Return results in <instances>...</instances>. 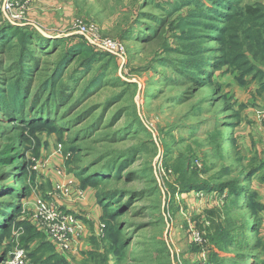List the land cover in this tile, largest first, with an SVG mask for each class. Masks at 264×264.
I'll return each instance as SVG.
<instances>
[{"label":"rangeland","instance_id":"rangeland-1","mask_svg":"<svg viewBox=\"0 0 264 264\" xmlns=\"http://www.w3.org/2000/svg\"><path fill=\"white\" fill-rule=\"evenodd\" d=\"M31 1L14 0L15 7L7 9L5 0H0V27H24L46 35L66 29L63 32L67 34L61 37L69 36L72 44L81 41L76 27L81 19L86 22L82 24L94 27L99 37L123 41L127 55L121 58L91 44L95 54L80 51L64 69L61 86L66 93L62 99L67 104L52 100L46 105L44 81H34V92L28 98L31 102L40 98L36 110L21 113L32 117L16 122L0 110V202H4L0 209L7 212L8 205L19 206L10 213V228L0 239V264H9L20 248L27 256L24 264L40 263L31 257L40 240L26 241L24 228L18 226L27 221L40 230L35 224L39 200L65 211L63 205L77 204L75 201L84 198L85 210H80L85 214L84 240L91 247L93 235L112 254L94 257L89 247L77 248L78 240L74 251L62 253L75 264H202L201 250L206 243L194 241L193 231H203L205 223L194 214L199 212L195 199L190 202V195L179 192V178L186 165L200 180L210 179L225 168L223 178L238 177L234 169L246 155L236 134L241 126L235 122L249 125L243 109L255 101L254 86L264 81L258 72L264 70L263 61L252 59L255 68L247 72L251 65H234L228 61L231 56L223 54L227 34L235 33L229 28L232 12L222 8L220 15L213 11L214 0H187L185 4L183 0H60L64 8L71 7V24L67 26L57 12V21L43 28L37 21H29ZM258 2L264 5V0H240L237 9ZM194 9L203 15L202 24L181 31L179 20ZM151 14L168 20L160 36L153 39L147 29L155 28V21L148 18ZM128 21L135 23L130 32L125 31ZM163 40L172 51H163ZM245 62L241 58L239 65ZM94 81H98L95 87ZM260 107L253 114L264 108ZM102 166H110L107 171L119 173V177L108 172L96 188L83 186L82 178L92 171L98 175ZM113 166L119 167L114 170ZM57 169L77 179L83 198L65 196L57 189ZM191 176L197 180L193 173ZM87 189L92 198L85 196ZM114 189L127 191L120 195L123 207L113 215L106 214L104 220L99 217V223L104 224V236H100V226L95 228L90 218L93 207L100 208L94 194ZM132 191L137 192L130 194ZM197 192H202L197 194L201 199L206 193ZM209 194L217 195L222 203L227 199L217 191ZM99 211L101 215V208ZM232 215L235 221L245 218L234 211ZM249 232L255 235L249 242L240 240V230V239L236 233L224 245L226 264H230L227 258L234 260L238 253L257 251L259 255L260 250L253 248L257 236ZM105 235L112 237L105 240ZM161 249L171 255L167 257Z\"/></svg>","mask_w":264,"mask_h":264},{"label":"trees","instance_id":"trees-1","mask_svg":"<svg viewBox=\"0 0 264 264\" xmlns=\"http://www.w3.org/2000/svg\"><path fill=\"white\" fill-rule=\"evenodd\" d=\"M185 4L187 0H183ZM196 0H194L195 3ZM240 0H214L213 11L218 12L220 15L223 13V9L233 16V20L229 28L235 30V33L227 34L226 45L223 49V54L231 56L228 61L237 66L251 65L248 67L249 72L254 69L252 59H258L264 62V5L260 2L247 4L243 10L237 9L238 2ZM200 11L197 9L192 10L188 17H183L179 20L178 27L181 31L186 29L196 28V25L200 27L202 22L200 21ZM146 17V16H143ZM149 19L155 21V28H147L151 30V39L159 37L163 28L166 27L168 20L162 21L155 15L151 14ZM134 20V19H133ZM134 21H128L125 26V31L130 32L134 26ZM197 26V27H198ZM0 27V67L3 69L0 71V110L5 114H9L12 120L19 122L21 119L27 120L32 117L33 114L27 112L21 114L26 109L36 110V104L40 100L31 102L28 98V94L34 92V81H44L43 88L46 89V105L50 104L52 100L54 103L59 102L63 105L67 104L63 101V96L66 93L65 89L61 86L62 75L65 67H69L74 58H77V53L80 51H87L92 55L95 54L92 51V45L89 41L80 36L81 41H75L70 44L68 37H51L38 30H32L24 27ZM16 29V31L11 30ZM130 36V33H128ZM243 36V40L240 38ZM75 37V36H74ZM69 38V39H68ZM76 38V37H75ZM125 38V37H124ZM68 40V41H67ZM150 40V39H149ZM164 52H170L173 49L171 46L163 40L161 42ZM236 49H232L234 47ZM62 48V49H61ZM36 50V51H34ZM38 50V51H37ZM60 51L59 54L57 52ZM37 52V54H35ZM110 55L109 53H107ZM251 54V58H250ZM91 55V56H92ZM113 55V54H112ZM243 58L245 63L239 65V60ZM85 64V63H84ZM89 66V65H85ZM219 67V66H218ZM217 67V68H218ZM180 70V69H179ZM259 74L264 75V70L259 69ZM98 81H94L92 84L97 86ZM27 92V96H25ZM256 95L264 96V81H261L257 85ZM35 99V95L33 97ZM60 100V101H58ZM62 105V106H63ZM231 137V136H230ZM232 141L234 140L231 137ZM224 148L225 143L221 144ZM188 162V160H187ZM119 166H113L114 170ZM110 166L100 167L99 170H103L98 175L95 171L82 178V185H90L97 187L101 179H103L106 173L109 175L112 171H107ZM244 165L239 164L234 170H239L238 177L225 179L223 178L224 170L220 174L216 173L210 179L200 180L199 177H195L194 169L190 170L188 165L185 166L181 178H179L180 185L178 186L180 193H187L190 191H205L210 193L211 191L227 192L225 203L215 206L213 208L204 211V217L209 222L208 225L203 226V230L206 232L205 238L208 240L209 253L208 261L211 264H226V257H224V245L228 242L231 236L239 233L241 230L242 242H249L253 235L249 231L257 236V241L253 244V248L260 250L259 255L249 253H238L234 260H230V264H264L260 255L264 248V240L260 235V218L259 215L263 210V204L257 200L256 192L249 190V181L251 174L256 170L252 169L250 172L244 171ZM113 170V171H114ZM81 172V171H80ZM86 170L80 173L84 174ZM196 179H193L191 174ZM115 177H119V173H112ZM79 176V174H78ZM195 180V181H193ZM12 195H15L13 190ZM176 190L173 188L172 192ZM127 191L123 189H114L112 191H105L101 194L95 193L96 201L102 210L101 218L104 220L107 215H113L116 213L117 208H122L120 205L121 193ZM137 191H132L130 194H136ZM134 196V195H131ZM3 204L4 202H0ZM19 206L15 203L6 207V211L0 209V239L9 230L10 213L16 212ZM235 208V210H233ZM237 212L241 215H245L244 219L234 220L232 212ZM233 216V217H232ZM18 226L24 228V237L26 241L34 242L39 239L40 243L35 246L31 253V257L38 259L39 264H75L66 255L59 253L54 245L46 239L44 232L38 230L36 227L29 224L27 221H21ZM252 229V230H250ZM93 236V235H92ZM90 237L91 247L89 254L94 257H102L103 254H109L111 257L112 252L107 251L103 247L102 240H98L97 237ZM5 237V236H4ZM112 235H105V240H108ZM103 239V241H104ZM114 241H117L116 235H114ZM248 245V244H247ZM165 248L167 245L164 242ZM199 249V248H198ZM160 252L167 257L171 255L165 249H161ZM41 255L42 257H39ZM108 258L110 260L111 258ZM107 261V259L105 260ZM83 264H90L84 263ZM109 264H111L109 262ZM170 264V262H169Z\"/></svg>","mask_w":264,"mask_h":264},{"label":"crops","instance_id":"crops-1","mask_svg":"<svg viewBox=\"0 0 264 264\" xmlns=\"http://www.w3.org/2000/svg\"><path fill=\"white\" fill-rule=\"evenodd\" d=\"M31 2L33 3V5L30 7L31 9L29 11L30 23H32V21H37L40 26L45 28V25L47 23H49V22L52 23L53 21H57V18L55 19V16L58 12V13H60V19L62 17V21L67 26L69 24H71V21L74 17L72 15L71 10H70L71 7L67 6L66 8H64V6H61L59 4L60 0H59V2H58V0H43V1L42 0H36L35 3L33 0ZM61 7L64 8L63 11L60 10ZM58 20H59V18H58ZM63 31H66V29ZM63 31L59 32V31L53 30V32H55V33H52L53 35L48 34V36H51V37L64 36L67 34V32L64 33ZM253 90L256 92L257 85L254 86ZM253 99H255V101H253V100L249 101L248 102L249 106L247 108L243 109V111L246 110L245 114L241 113L242 115L245 116V120L250 121L249 125L247 127H243V124H244L243 121H238V122L236 121L235 123H236L237 127L241 126L239 128V131L236 134L238 135L239 142L241 144L242 149H244V152L246 155V160L242 163V165H244V167H245L244 171L250 172L252 169L256 170L253 174H251L250 181H249V190L256 192L257 193L256 194L257 200L263 204V210L261 211L259 218H260V233H261V237L264 240V121H261L259 119V117H260L259 113H257V115H256V113L253 114L254 112L257 111V110H255L257 107L261 106L260 108H262L264 106V96L255 94ZM254 130H256V132ZM238 172H239V170H238ZM68 176L71 177L70 174H68ZM56 179H57V181L58 180L60 181L62 178L60 176H56ZM50 180L53 183L55 182V180H52V179H50ZM75 181H77V179H75ZM90 193H91V190H88V189L85 190V196L86 197H91V195H89ZM218 193H220V192H218ZM183 194L190 195V202L193 201V199H195V204L199 205V208H198L199 212H194V214H198L197 215V216H199L198 218H201L200 222H202L203 224L205 223L204 226L209 224V222L204 217V211L207 209L213 208L215 206H219L222 203L217 197H215L217 195H211L208 192L205 193V195L202 199L197 195V191H190V192L183 193ZM220 194H219V196H222V198H226L228 196L227 192H221ZM94 196H95V194H94ZM84 199H81V200L85 201ZM76 200H78V199H76ZM81 200L75 201V203L77 202V204L71 203V204H68L66 206L63 205V207H65V211L73 213L76 216H78L79 218H81L82 220H84L85 214L80 213V210H82V209L85 210V206L82 207L83 201H81ZM196 201H198V203H196ZM93 209H94L92 211L93 216L90 218H91L92 222H94L93 224L95 225L94 227L96 228V226H98V227L100 226V223H99L100 222L99 217H101L100 211H99L100 208L98 209V207L95 205L93 207ZM88 217H89V215H86V218H88ZM84 225H85V222H84ZM85 235L86 234H84L82 237L79 238L77 248L85 249L86 247H89L90 244L87 242V240H84ZM261 255H262L261 259L264 261V248L261 252ZM73 256H76V252L73 253Z\"/></svg>","mask_w":264,"mask_h":264},{"label":"built area","instance_id":"built-area-1","mask_svg":"<svg viewBox=\"0 0 264 264\" xmlns=\"http://www.w3.org/2000/svg\"><path fill=\"white\" fill-rule=\"evenodd\" d=\"M6 8L11 9V6L15 7L14 0H5ZM13 17H17L16 14H12ZM81 20V19H80ZM78 21L76 23L77 32L89 41V43L95 45L98 49H102L111 54L125 58L126 48L123 41L118 39L111 38H102L99 37L96 33L94 27H90L89 24H82L86 22ZM259 119L264 121V109L259 112ZM57 173L63 177L62 181L57 184V189H60L61 193H64L65 196L74 195L77 198H83V191L76 185L74 177L67 176L66 172L63 173V170L57 169ZM201 194L202 192H197ZM37 210L39 215L36 217L35 224L40 228L44 229L45 234L47 235L48 240L54 245L55 249L59 253H64L66 251H74L76 249L75 243L79 238L84 234V222L81 218L76 216L73 213L64 211L60 207L54 205H45L42 201H38ZM99 235L104 236V224H100ZM206 232L203 231H193V239L196 242H199L206 247L202 248V264H211L208 261V251L209 245L208 240L204 237ZM25 251L20 248L16 250L14 256L11 258L9 264H24L26 260Z\"/></svg>","mask_w":264,"mask_h":264}]
</instances>
